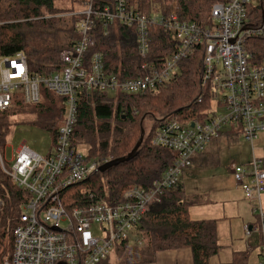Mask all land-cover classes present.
<instances>
[{"label":"built area","instance_id":"1","mask_svg":"<svg viewBox=\"0 0 264 264\" xmlns=\"http://www.w3.org/2000/svg\"><path fill=\"white\" fill-rule=\"evenodd\" d=\"M254 1H258L253 5ZM171 15L152 16L130 7L127 0H87L82 20L75 26L80 36L74 48L62 54L58 71L48 76L34 75L24 53L0 58V112L19 104L37 105L41 90L64 98L65 121L60 127L54 150L43 158L23 144L11 168L0 153V166L30 199L23 207L20 224L13 232L14 250L2 264H104L114 246L129 239L147 214L162 205L165 193L179 186L195 157L204 154L225 128L237 127L251 143L253 161L233 166L235 181L252 203L257 229L245 227L248 237L259 234L260 264H264V158L255 156L254 143L264 133V67L251 63L247 39L264 35V0H221L211 12L208 27L181 21L177 3L169 4ZM262 10L263 24L250 25V10ZM75 15V14H73ZM95 21L134 28L140 56V76L123 78L109 74L101 53L89 54L96 46L91 36ZM165 26L177 43L178 51L158 68L148 62L151 55V27ZM202 55L203 86L225 114L213 112L210 120L182 123L170 121L154 135L153 145L177 153L174 165L148 189L134 187L122 194V202L104 200L68 211L62 193L88 180L98 170L72 145L78 124L79 94L118 92L127 95L154 92L178 77L180 63ZM226 93L217 102V93ZM264 142V141H263ZM91 200H95L91 196ZM96 230V234L94 231ZM140 242L139 238L135 239Z\"/></svg>","mask_w":264,"mask_h":264},{"label":"trees","instance_id":"2","mask_svg":"<svg viewBox=\"0 0 264 264\" xmlns=\"http://www.w3.org/2000/svg\"><path fill=\"white\" fill-rule=\"evenodd\" d=\"M61 1L0 0V58L24 53L32 74L47 76L58 71L62 54L71 51L80 39L75 26L82 20L81 16L73 15V8H60ZM127 1L143 15L157 14L165 18L171 15L169 3L175 2L181 21L208 27L212 24V9L221 0ZM86 2L82 3L84 8ZM249 15L250 25L263 24L262 10L252 9ZM108 29L109 33L102 22L95 21L91 36L96 46L89 54L101 53L109 74L123 78L140 76L136 30L122 25ZM150 33L152 46L148 62L163 68L178 51L177 43L164 25L151 27ZM246 44L251 63L264 67V35L249 37ZM178 75L154 92L119 93L116 98H111L109 93L82 92L79 95L78 124L72 145L77 150L88 146L87 159L97 162L98 170L88 180L62 193L68 211L99 200L120 204L124 191L134 187L150 188L174 165L177 153L154 146L155 132L170 121L205 123L213 113L209 88L202 83L201 53L181 62ZM42 93L49 105L39 103V111L48 115L41 118V128L50 132L55 143L65 121V110L62 99L43 88ZM20 107L21 104L0 112V153L11 137L12 119ZM147 119L153 122L152 131L144 134L143 143L135 152ZM202 155L194 158L193 166ZM91 196L95 200H91ZM29 199V193L16 185L0 166V264L13 254V232L20 224L23 207ZM200 203L199 196L187 197L181 182L168 190L162 205L151 210L137 227L134 238H139L140 242L129 239L117 246L115 264H154L159 253L181 249L191 251L193 264H210L221 250L217 243V222L190 218V208ZM248 260L249 252L239 255L232 264H248ZM104 264H114L112 256Z\"/></svg>","mask_w":264,"mask_h":264},{"label":"rangeland","instance_id":"3","mask_svg":"<svg viewBox=\"0 0 264 264\" xmlns=\"http://www.w3.org/2000/svg\"><path fill=\"white\" fill-rule=\"evenodd\" d=\"M83 1L85 0H62L58 5L63 9L73 8L75 16H78L76 14L84 10ZM257 3L258 1H254L253 5ZM48 92L53 94L49 90ZM109 95L111 98H116L119 94L118 92H109ZM225 95L226 93L218 92L216 101L222 102ZM53 96L62 99V106L65 110L64 98L55 94ZM40 102L45 106L49 105L43 93ZM40 104H21L22 107L12 119L14 124L12 134L1 152L5 156L9 168L12 167L23 144L43 158L49 156L54 150L53 136L41 128V118H47L48 115L39 111ZM216 111L219 115L226 113L223 107H217L212 100L211 112ZM152 128L153 122L145 120L144 132L146 135L150 134ZM238 130L237 127L232 128L231 126L225 128L222 135H219L207 148L206 153L202 155L201 164L194 166L190 174H184L181 179L187 197L192 199L194 196H199L201 199L199 205L190 208V218L194 221L214 220L217 222V243L221 250L219 255L210 260V264H232L240 254L244 255L247 252H249L248 264H260L259 234L256 230L251 237H248L245 231V226H257L258 220L253 213L252 203L245 198L241 188L237 186L233 173L234 165H250L254 157L251 143L247 142L237 132ZM228 134L230 135L228 136ZM263 141L264 133L260 135L259 140L253 146L257 158H264ZM89 149L88 146H83L80 151L82 154L88 155ZM262 205L264 207V194ZM94 233L96 234V230ZM137 233L138 230L134 231L132 235H137ZM118 245L114 246L111 255L114 264L116 262L114 253ZM249 247L252 249L249 250ZM163 263L166 264L165 261Z\"/></svg>","mask_w":264,"mask_h":264},{"label":"crops","instance_id":"4","mask_svg":"<svg viewBox=\"0 0 264 264\" xmlns=\"http://www.w3.org/2000/svg\"><path fill=\"white\" fill-rule=\"evenodd\" d=\"M201 159L202 158H197V161L194 164V166L200 165L201 164V162H200ZM194 166H192L184 174H190V172H191V170H192V168ZM249 227H251L253 229L254 228L256 229L257 226H249ZM248 249L251 250L252 248L249 247ZM259 259H260V256H259ZM163 261H165L166 264H182V263L183 264H193L192 253H191V251L189 249H181V250H177V251H167V252L159 253L155 263L164 264Z\"/></svg>","mask_w":264,"mask_h":264},{"label":"water","instance_id":"5","mask_svg":"<svg viewBox=\"0 0 264 264\" xmlns=\"http://www.w3.org/2000/svg\"><path fill=\"white\" fill-rule=\"evenodd\" d=\"M144 134H145V132H143L141 142H140V144L137 146L135 152L140 148L141 144L143 143V140H144ZM135 152H134V153H135ZM130 157H131V156H130Z\"/></svg>","mask_w":264,"mask_h":264}]
</instances>
